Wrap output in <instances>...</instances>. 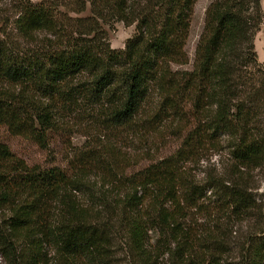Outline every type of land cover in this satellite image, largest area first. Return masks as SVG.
Wrapping results in <instances>:
<instances>
[{
    "label": "trees",
    "instance_id": "1",
    "mask_svg": "<svg viewBox=\"0 0 264 264\" xmlns=\"http://www.w3.org/2000/svg\"><path fill=\"white\" fill-rule=\"evenodd\" d=\"M11 1L12 19L0 27L1 127L44 148L60 105L140 142L150 133L162 139L158 128L168 121L181 140L174 154L131 175L110 145L75 155L69 174L28 166L0 142V259L112 264L109 250L122 234L127 264H156L159 255L171 264H232V254L235 264H264V209L249 188L222 177L206 188L180 168L220 148L246 170L264 165V65L254 48L256 33L264 35L260 0L211 1L191 64L186 44L196 0ZM116 22L135 26L119 50L103 29ZM93 170L120 174L115 197L90 192ZM213 189L219 205L211 227L197 235L182 220L193 209L204 214L199 201ZM252 216L255 229L237 249L228 247V224L219 218ZM156 228L168 243L150 250L147 232Z\"/></svg>",
    "mask_w": 264,
    "mask_h": 264
},
{
    "label": "rangeland",
    "instance_id": "2",
    "mask_svg": "<svg viewBox=\"0 0 264 264\" xmlns=\"http://www.w3.org/2000/svg\"><path fill=\"white\" fill-rule=\"evenodd\" d=\"M211 1L213 0H196L194 4L189 37L186 44L189 64L192 63L195 44L202 31L205 9ZM14 6L15 4L11 0H3L0 2L1 28H4V22L7 23V21L9 22L12 19L15 9ZM260 6L264 10V0H260ZM79 16H89L88 8ZM103 29L107 33L110 48L116 50L123 49L126 41L135 33L134 25L125 26L121 22L103 25ZM254 48L258 62L264 65V35L262 29L254 37ZM54 110L56 111L55 127L49 133L44 148L39 147L33 141L25 139L24 137L10 134L1 126L0 142L6 145L14 156L23 160L28 166H37L39 168L54 167L66 170L69 174H72V169H74L72 167H75L73 165L75 155L82 152L87 153V151L96 152L108 145L115 149V154L119 156V160L123 159L122 165L125 166L123 173L126 175H131L143 169L144 166L151 163L152 159L155 160L159 157H167L174 154L180 146L181 139L170 127L172 123L168 121L164 122L158 128L161 131V135H164L162 139H156L155 135L150 133V138L147 142H140L133 135L116 136L110 132L103 131L99 128L98 123H95L91 119L93 116L82 114L80 111H75V109H60V105H56ZM145 153L150 155V159H144ZM180 168L189 179H192L198 185H206V188H208L209 180L214 177L216 179L222 177L226 181L233 179L239 180V182L249 188V192L254 198L256 206L260 210L259 213H262L264 209V165L254 170H246L236 165L229 158L227 152L220 148L217 151L208 150L203 154H199L197 158L180 165ZM103 171L93 170L89 175L88 179L90 184L96 183L90 192H93L95 197L99 196L100 191H104L108 195L115 197L117 193L114 187L117 185V179L120 177V174L118 172L110 173L108 170ZM108 179L110 182H107ZM113 197H110V199ZM219 201L217 191L214 189L208 190L205 196L199 201L202 203L200 206L201 209H207L203 210L205 213L202 214L195 209L190 210L188 217L182 220L181 224L189 231L195 232L198 235V229L211 227V221L213 219L211 215H215L214 211L219 205ZM171 206L169 202L163 204V207L168 211L172 209ZM223 218H219L220 223L222 225L228 224L225 229L226 243H228V247L234 248L235 250L241 245L246 235L255 229L256 217L252 216L247 220L231 218L227 220V223H225ZM147 240V246L150 250L160 247L161 243L166 245L168 243L165 236L160 237L157 228L155 232H147ZM124 248L125 241L122 234L116 235L112 241V247L109 250L112 254L110 259L112 264H127ZM232 255L227 261L235 264L237 260L232 258ZM155 263L171 264V259L167 255H159ZM0 264L5 263L0 259Z\"/></svg>",
    "mask_w": 264,
    "mask_h": 264
}]
</instances>
